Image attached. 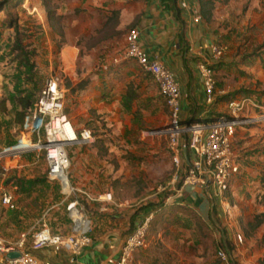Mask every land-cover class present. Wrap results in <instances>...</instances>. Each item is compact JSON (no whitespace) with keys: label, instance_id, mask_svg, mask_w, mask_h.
I'll list each match as a JSON object with an SVG mask.
<instances>
[{"label":"rangeland","instance_id":"obj_1","mask_svg":"<svg viewBox=\"0 0 264 264\" xmlns=\"http://www.w3.org/2000/svg\"><path fill=\"white\" fill-rule=\"evenodd\" d=\"M72 9L76 15L81 11L80 25L76 23L74 26ZM230 9L241 10L238 4H232ZM240 12L226 23L224 30L227 33L222 32L221 37L228 36L239 42L235 44L236 53L239 47L246 50L250 39H263L254 47L261 45L264 48V17L259 15L261 9L250 11V20L255 19L257 26L253 23V26L245 28L241 24L244 9ZM63 22L70 26H64ZM87 40L91 39L86 38V0H0V154H8L0 156V196L3 193L12 196L10 205L4 206L0 202V236L4 239L15 241L26 233L29 245L32 234L43 228L54 234L69 232L70 220L64 194L58 182L47 179L43 152L29 146V143H36L37 138L29 131L30 112L18 104V100L23 98L28 99L32 106L50 75L57 77L59 86L64 90L65 113L68 117L70 114L74 127L90 129L94 137L100 135L92 145L82 143L67 148L73 187L92 196L98 192H110L113 200L128 198L136 202L143 199L138 202L137 210L147 206L154 209L158 198L170 192V187L163 190L162 187L169 181L172 168L163 170L158 163L150 162L155 158L152 150L166 151L167 136L151 135L139 121H133L129 130L125 129V124L116 125L113 122L94 123L86 127L85 98L79 99V96L86 85ZM23 52L32 67L23 62ZM234 60L242 74L236 72L232 76L233 85L252 90L255 95L264 94V65L251 70L253 64L248 66L240 57ZM245 64L251 69H245ZM96 67L97 63H92L91 69ZM236 137L238 140L233 139V150L243 155L240 173L233 179L231 188L222 195L223 199L236 205L231 210L233 217L223 210L220 203L211 215L215 224L197 214L195 216L188 209L160 215L149 229L148 248L139 256L143 264H211L214 261L240 264L236 260L232 263L227 256L220 258L219 242L225 238L227 231L233 233L239 248L251 243L252 250L258 251L264 245V118L238 129ZM86 147L100 150L93 157L95 160L90 159L96 169L102 166L104 160L114 172L128 168L129 173L125 174L124 169L117 172V175L127 179L120 181L121 178L117 177L113 180L114 173H111L102 182L99 181L103 178L100 173L101 176L95 174L94 182H100L101 187L87 189L76 185L74 170L77 175L86 178ZM79 159L85 163L81 166L82 172L74 168ZM85 209L88 214L94 210L87 205ZM95 219L101 229L108 227L102 215H96ZM91 221L93 228L94 221ZM257 221L261 223L255 227ZM237 233H240L241 240L237 239ZM231 244L234 246L232 241Z\"/></svg>","mask_w":264,"mask_h":264},{"label":"crops","instance_id":"obj_2","mask_svg":"<svg viewBox=\"0 0 264 264\" xmlns=\"http://www.w3.org/2000/svg\"><path fill=\"white\" fill-rule=\"evenodd\" d=\"M263 1L86 0V38L91 40L86 41V44L89 43L86 45V85L84 89L82 88L79 96V99L85 98L86 127L94 123L106 122L111 124L113 122L116 125L125 124V129L129 130L133 121H139L147 127L151 135H164L154 132L168 124V109L155 82L147 73L140 70L133 59H120L116 64L112 62L113 59L119 58L123 54L124 35L131 26L139 31V40L144 52L149 57H156L174 72L181 91L180 120L182 124L209 122L227 115V100L243 95L237 93V95L222 99L228 93L242 90L239 89L242 86L235 87L232 83V76L236 72L242 74L239 71V64L234 59L240 57L250 67L253 64L252 69L246 64L243 67L254 70L253 67L258 68V65H264V48L260 47V50L252 52L254 46L261 44L263 39H250L246 43V50H241L239 47V51L236 53L235 46L239 42H234L235 40L228 36L222 38V32L227 33L224 30L226 23L241 13L242 9H244L242 26L244 28L251 27L253 23L257 26L255 19L250 20V11L254 8L261 9L259 15L264 17ZM207 2H209L208 6L204 4ZM232 4H238L241 10L232 11L230 9ZM113 11H117L116 19L112 17ZM72 13L71 18L73 17L72 21L75 26L76 23L81 22V11L76 15L75 10L72 9ZM63 24L70 26L67 22H63ZM65 34L67 36V31ZM211 41H217L226 46L225 55L217 61L211 58L208 51V44ZM199 62L209 63L214 68L217 89L222 92L219 94V100L210 106L205 103V94L197 70ZM92 63H97L94 70L91 69ZM248 95L261 108L249 107L244 115L257 117L264 110V101H262L264 94L257 93L255 95L252 91ZM125 97L129 98L124 103ZM257 110L259 112L255 113ZM244 127L246 125L236 128L233 137L235 141L238 140L236 137L237 130L244 129ZM98 137H100L98 134L93 136L92 141L86 145H92ZM181 143L183 145L181 153L183 164L189 166L196 159L194 134H183ZM99 151L97 148L86 147V178L80 174L77 175L78 172L74 170L73 178L76 185L93 189L102 186L100 182L98 184L94 182L95 174L101 176L100 173H102L103 178H100L99 181L104 182L107 174L114 173L112 179L115 180V178L120 177L117 172H121L123 169L125 174L130 172L128 168H120L114 172L113 167L107 165L104 160L102 166L96 169L90 159L95 160L93 157ZM237 151L234 150V153L240 165L243 155ZM152 152L155 153V158L151 159V163H158L159 166L163 167V170H171L172 161L167 149L166 151L152 150ZM98 161L100 162V160ZM84 164V160L79 159L74 168L80 169L82 172L81 166H85ZM2 167L4 168V166ZM92 169L95 171L93 174L91 173ZM239 173L240 170L233 179H236ZM120 178V181L127 179L125 177ZM232 183L233 180L230 188ZM169 191L168 194L165 193L164 196L158 198L165 205L162 213L166 214L164 216L174 214L177 210L186 211L188 209L194 212L195 216L197 214L201 219L210 222V211L213 208L216 211L220 203L219 197L215 194V189L207 190L198 184H182L180 181V184H176L174 189L169 188ZM102 194L104 193L98 192L95 196ZM141 200L135 202L127 198L123 200L112 199V202H109L100 199L89 202L88 206L94 208L93 212L90 213V218L94 221L91 243L79 254L73 256V263L69 262L71 255L64 250L55 251L51 248L32 250L30 248L31 241L27 245L26 233L21 234V236L25 235V248L39 258L48 259L51 264H110L111 260L118 257L121 243L135 223L147 212L155 209L147 206L137 210L136 206ZM96 215H102L105 223L109 224L106 229H101L98 226L95 219ZM210 230L213 229L210 228ZM225 234V237L234 244L231 260H236L240 264H259V260L264 259V245L259 247V254L258 251L252 250L251 243L239 248L233 239V233L227 231ZM259 236L262 237V234ZM145 251L146 249L135 253V259L143 263L139 256ZM211 264L228 263L226 261H214Z\"/></svg>","mask_w":264,"mask_h":264},{"label":"built area","instance_id":"obj_3","mask_svg":"<svg viewBox=\"0 0 264 264\" xmlns=\"http://www.w3.org/2000/svg\"><path fill=\"white\" fill-rule=\"evenodd\" d=\"M125 47L119 58L112 60L118 63L120 59H133L140 70L147 73L158 87L159 93L168 109V124L155 130L158 134L167 136V150L172 161V173L169 181L162 187V190L175 185L181 181L182 184H198L209 190L215 189L223 210L233 217L232 209L235 205L227 199H223L229 189L233 177L239 171V164L233 150V137L238 126L248 125L264 118V111L259 116H246L245 111L249 107H259L249 97H237L228 99L226 107L228 114L220 116L209 122H196L182 124L181 112V91L174 72L163 64L156 57H149L143 50L139 40V31L130 28L124 35ZM208 51L213 60L220 59L226 51V46L211 41L208 44ZM105 68V67H104ZM197 70L205 94L207 106L215 102L217 95L221 93L217 89L215 73L211 65L206 62H199ZM64 90L59 86L57 77L48 76L42 86L39 97L33 106L30 115L29 131L37 138L34 144L29 146L43 152L46 163V177L48 180L59 183L64 200L66 212L70 219V231L66 235L51 233L48 228L32 234L30 248L40 250L51 248L55 251L64 250L71 257L79 254L82 249L91 243V220L85 209V203L80 197L86 200H106L112 202L110 192L98 196H92L85 190H80L70 182L69 166L70 161L67 148L76 144H84L92 141L90 129H76L65 113ZM185 133L194 134L196 144V159L189 165L184 166L182 160L181 136ZM8 154L1 153L0 156ZM0 202L8 206L12 202L9 193L0 196ZM154 219L153 211L147 212L124 237L119 255L110 261V264H143L135 259V253L148 248V232ZM241 240L240 233L236 234ZM17 252L18 256L9 258L8 253ZM221 259L225 254L220 251ZM0 264H51L46 258H39L25 248V235L15 241H10L0 236Z\"/></svg>","mask_w":264,"mask_h":264},{"label":"trees","instance_id":"obj_4","mask_svg":"<svg viewBox=\"0 0 264 264\" xmlns=\"http://www.w3.org/2000/svg\"><path fill=\"white\" fill-rule=\"evenodd\" d=\"M206 6H208L209 2L207 3H204ZM116 16H117V11H113L112 12V17L113 19H116ZM130 28H133L132 26ZM61 32V30H60ZM261 46H257L254 48V52L257 51ZM22 58L23 59V62H26L27 64H29L28 62V58H27V55L26 53H22ZM217 61V60H216ZM30 67H32V64H29ZM212 67V66H211ZM212 69L214 70V68L212 67ZM217 84V83H216ZM244 92H250L248 89H242L240 91H233L231 93H228L226 94V96H224L222 99H225V98H228V97H232L234 96L235 94L237 95V93H244ZM219 96L220 95H217L216 98H215V102H217L219 100ZM239 97H249L251 98L253 101L254 99L248 95V94H243ZM129 97H125L123 102L125 103L127 100H128ZM255 104H258L256 101H254ZM18 104L20 105V107L24 110L28 109V111L30 112V115L32 114L33 112V106L34 104L31 106V102L28 100V99H19L18 100ZM71 182V181H70ZM180 184V181L177 183V185ZM169 192L167 191L166 194H168ZM81 200H83V202L85 203V206L87 205L88 206V203L89 202H94V201H90V200H86L84 197H80ZM263 198H264V195H263ZM66 201V200H65ZM67 203V201H66ZM65 203V204H66ZM155 209L152 210L153 211V214H154V219H153V222H152V225L155 223V221H157L158 217L160 215H162L163 211H164V208H165V205H163L162 201H158L156 204H155ZM213 211H215V209L213 208L212 211H210V220L212 221L213 224L214 223V220L211 218V215L213 213ZM88 216L90 217V214H88ZM70 220V219H69ZM91 220V218H90ZM261 223V221H257L256 222V225L255 227L259 226V224ZM91 226H92V221H91ZM131 231V230H130ZM56 234V233H55ZM60 234V233H59ZM68 234V233H66ZM66 234H61V235H66ZM91 235V234H90ZM219 250L221 252H223L230 260H231V256L233 254V250H234V246L231 244V241L229 238L225 237L223 240H220L219 242ZM232 263L235 262V260H231ZM218 262V261H217ZM259 264H264V259H260L259 260Z\"/></svg>","mask_w":264,"mask_h":264},{"label":"water","instance_id":"obj_5","mask_svg":"<svg viewBox=\"0 0 264 264\" xmlns=\"http://www.w3.org/2000/svg\"><path fill=\"white\" fill-rule=\"evenodd\" d=\"M7 256H8L9 258H13V257L18 256V253H17V252H11V253H8Z\"/></svg>","mask_w":264,"mask_h":264}]
</instances>
